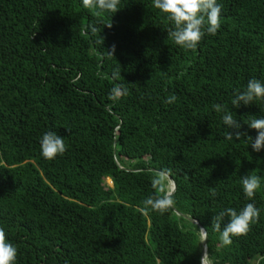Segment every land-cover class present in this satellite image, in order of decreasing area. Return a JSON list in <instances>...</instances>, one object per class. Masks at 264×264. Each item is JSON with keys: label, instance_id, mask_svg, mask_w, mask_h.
I'll use <instances>...</instances> for the list:
<instances>
[{"label": "trees", "instance_id": "16d2710c", "mask_svg": "<svg viewBox=\"0 0 264 264\" xmlns=\"http://www.w3.org/2000/svg\"><path fill=\"white\" fill-rule=\"evenodd\" d=\"M217 3L220 29L186 50L152 0H120L116 13L0 0V228L15 264H202L201 227L209 264H264V150L226 139L213 108L226 105L257 136L246 122L264 117V101L232 99L264 81V0ZM115 86L127 94L113 101ZM48 131L67 146L51 160L40 147ZM158 170L176 184L164 214L143 206ZM244 175L261 177L252 200ZM248 203L259 221L223 245L213 217Z\"/></svg>", "mask_w": 264, "mask_h": 264}, {"label": "clouds", "instance_id": "9594fccd", "mask_svg": "<svg viewBox=\"0 0 264 264\" xmlns=\"http://www.w3.org/2000/svg\"><path fill=\"white\" fill-rule=\"evenodd\" d=\"M153 6L161 13L165 14L166 19L171 23L168 32V38L176 45L186 50H195L204 36L216 35L221 27L222 5L217 0H152ZM82 4L88 9H97L99 12L116 13L120 10V0H82ZM97 12V14H99ZM106 27L111 28L112 23ZM95 26H91L93 33L97 32ZM115 45L111 51H107L109 57H114ZM119 76V73H114ZM127 94V89L121 86H115L111 90L110 99L116 101L122 95ZM177 97L172 94L166 99V103L171 104ZM254 101H264V81L252 78L248 81L245 89H237L232 99V105L239 108L243 105H251ZM217 113H223V123L231 130L226 133V139L232 140L233 137L239 140L241 137H247L252 141L251 147L254 151L264 150V117L252 118L246 122L250 129L257 132L255 138L248 136L246 132L241 131L243 125L240 121L234 119L231 112L227 111L226 105L219 103L213 105ZM41 154L45 159H55L63 155L67 146L63 137L53 131L43 134L40 139ZM151 184L154 189V195L148 196L143 201L144 210L164 214L169 211L173 204V187L170 186L169 173L167 170H158L153 173ZM173 184V182L171 183ZM241 184L245 196L254 199L257 190L261 187V177L257 175H244L241 178ZM215 195V192H213ZM225 217H228L227 223H224ZM260 210L254 203L246 204L240 211L234 208H226L215 215L212 220V227L220 232V240L227 246L232 243L233 236L245 235L251 225L259 221ZM223 224V229L221 227ZM201 233L206 230L201 228ZM201 234V235H202ZM17 248L8 241L3 228H0V264H15L17 259ZM207 257L205 253L202 258ZM209 263V262H208Z\"/></svg>", "mask_w": 264, "mask_h": 264}, {"label": "water", "instance_id": "95a60500", "mask_svg": "<svg viewBox=\"0 0 264 264\" xmlns=\"http://www.w3.org/2000/svg\"><path fill=\"white\" fill-rule=\"evenodd\" d=\"M172 189H173V192H175V190H176L175 182H173V188ZM201 228H203V227H201ZM202 237H203V254H202L203 255L202 258H203L205 253H207V235H206V232L202 234ZM203 264H206L205 261H203Z\"/></svg>", "mask_w": 264, "mask_h": 264}, {"label": "rangeland", "instance_id": "374dc122", "mask_svg": "<svg viewBox=\"0 0 264 264\" xmlns=\"http://www.w3.org/2000/svg\"><path fill=\"white\" fill-rule=\"evenodd\" d=\"M106 183L111 187L113 186V183L110 179H106ZM170 186L172 187V184H170Z\"/></svg>", "mask_w": 264, "mask_h": 264}, {"label": "bare ground", "instance_id": "6f19581e", "mask_svg": "<svg viewBox=\"0 0 264 264\" xmlns=\"http://www.w3.org/2000/svg\"><path fill=\"white\" fill-rule=\"evenodd\" d=\"M172 187H173V184H172ZM204 261H205L206 264H209L208 261H207V257H205Z\"/></svg>", "mask_w": 264, "mask_h": 264}]
</instances>
